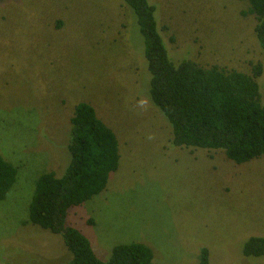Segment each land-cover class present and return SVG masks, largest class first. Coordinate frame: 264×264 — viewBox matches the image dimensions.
<instances>
[{"label":"rangeland","instance_id":"obj_1","mask_svg":"<svg viewBox=\"0 0 264 264\" xmlns=\"http://www.w3.org/2000/svg\"><path fill=\"white\" fill-rule=\"evenodd\" d=\"M170 58L251 73L264 57L256 18L240 0H148ZM128 6V5H127ZM123 0H0V156L18 169L0 202V264H67L63 239L30 224L37 180L61 177L77 105L117 136L107 189L69 212L96 255L132 243L156 264H264L244 255L264 238V158L238 165L222 151L178 148L150 96L144 38Z\"/></svg>","mask_w":264,"mask_h":264},{"label":"trees","instance_id":"obj_2","mask_svg":"<svg viewBox=\"0 0 264 264\" xmlns=\"http://www.w3.org/2000/svg\"><path fill=\"white\" fill-rule=\"evenodd\" d=\"M123 1L144 38L151 101L172 127V145L222 151L238 165L264 158V60L249 74L193 61L175 63L160 34L156 7L148 0ZM240 1L249 5L244 15L256 18L255 36L264 57V0ZM68 150L71 162L61 177L48 172L37 180L28 222L63 239L72 255L67 264H156L153 250L138 243L119 245L102 261L90 240L68 225L71 209L107 189L121 159L117 136L87 103L75 108ZM17 177L18 169L0 156V202ZM244 255L264 257V238L251 237ZM199 264H211L208 249L201 250Z\"/></svg>","mask_w":264,"mask_h":264}]
</instances>
